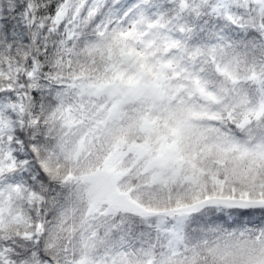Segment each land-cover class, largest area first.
I'll use <instances>...</instances> for the list:
<instances>
[{"label": "snow or ice", "instance_id": "obj_1", "mask_svg": "<svg viewBox=\"0 0 264 264\" xmlns=\"http://www.w3.org/2000/svg\"><path fill=\"white\" fill-rule=\"evenodd\" d=\"M0 264H264V0H0Z\"/></svg>", "mask_w": 264, "mask_h": 264}]
</instances>
